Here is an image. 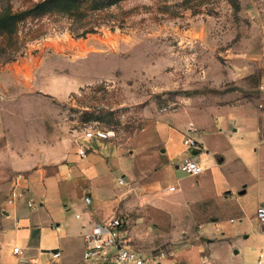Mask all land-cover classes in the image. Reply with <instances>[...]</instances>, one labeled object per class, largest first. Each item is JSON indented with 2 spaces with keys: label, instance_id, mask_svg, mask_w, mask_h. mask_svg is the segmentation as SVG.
<instances>
[{
  "label": "rangeland",
  "instance_id": "obj_1",
  "mask_svg": "<svg viewBox=\"0 0 264 264\" xmlns=\"http://www.w3.org/2000/svg\"><path fill=\"white\" fill-rule=\"evenodd\" d=\"M49 1L0 0V14L30 12L11 34L0 31V71L19 73L22 61L51 48L71 62L54 64L56 73L73 80L71 92L0 97V209L13 179L27 176L19 168L24 162L52 155L44 167L57 168L62 155L71 156L72 189L67 186L70 193L56 204L64 221L58 228L40 225L47 248L42 254L31 248L30 255L38 264H113L82 260L84 229L76 215L86 212L94 223L120 217L124 245L148 258L162 251L165 264H201L203 257L244 264L237 252L252 244L247 237L254 224L261 230L254 207L264 190V151H254L264 114V0H126L95 12L66 11L55 3L32 12ZM0 80L10 79L0 74ZM191 123L195 134L187 132ZM98 129L114 131L116 138L84 139ZM187 136L223 151L231 186L225 191L239 194L248 185L239 198L251 218H240L245 204L223 194L210 171L213 157L202 147L188 149ZM8 140L13 147L5 146ZM80 147L87 150L83 159ZM243 150L255 159L250 162ZM187 157H200L210 179L204 184L208 199L198 177L176 168ZM75 176L83 179L76 186ZM32 199L39 204V197ZM57 249L59 260L53 258ZM5 258L1 264H22L19 257Z\"/></svg>",
  "mask_w": 264,
  "mask_h": 264
},
{
  "label": "crops",
  "instance_id": "obj_2",
  "mask_svg": "<svg viewBox=\"0 0 264 264\" xmlns=\"http://www.w3.org/2000/svg\"><path fill=\"white\" fill-rule=\"evenodd\" d=\"M61 54L62 53L57 48H51L50 50L47 49L44 50L42 56L39 55V57L37 58L30 57L22 61V71L19 73L13 70L0 71V74H7V77L10 79L0 80V97L4 99L10 97L18 99L19 97L23 96L24 98H26L32 92H39L42 94L56 96L61 94V92L63 91H73V80L70 79L69 76L56 73L55 70V62H63L67 65L68 63H71L70 61L66 62L61 56ZM30 73L33 74L32 80H29L28 78ZM262 89L264 91V84ZM258 123V143L256 144L258 146V149H255L254 154H257L260 149L264 151V114L262 116H259ZM191 125L194 126L192 123L189 126ZM237 132H239V129L238 131L234 130L233 134ZM199 141L202 144L200 145V148L202 147L204 150H207L208 156H210V158L211 156L213 157L211 158L212 161L214 159V161L210 165V171H214L216 173L215 176L218 177L219 183L222 184V187L224 186L223 192L225 190H229L231 188L230 183L223 174V167L226 163L225 154L222 150L218 148L210 150L204 138L201 137ZM12 143L13 142L8 140L5 142V146L13 147ZM25 143L27 144L26 147H31L35 149L42 147L39 144L32 145L31 142ZM205 144L207 145V148ZM199 152L200 151H195L194 153H197L198 155ZM243 154H245V156L249 158L250 162L255 159V156H251L250 154H248V156L245 150H243ZM70 157L71 156H69L68 153L62 155V163L58 164L57 168L44 167V165H49L48 163L51 161V159L52 161L50 163H53L54 160L52 155H50L49 158H46L49 160V162L46 159L41 160V158L37 157L31 158L28 161L24 162V164L20 165L19 168L29 172L27 176L19 173L13 179L7 199L5 202H3V207H1L0 209V264L4 259H6L5 257L7 255L12 257H19V261L22 264L39 263L36 259L32 257V255H30L29 249H37L38 254H42V250L47 247H45L46 244L43 240V231L40 230V225L51 223L52 226L56 225V228H58L64 221L63 217H60L63 214L61 210L56 207V204L61 202V197L64 193H70V191L65 190L67 186L68 188L72 189V185H70L71 182L69 181V177L72 176L71 168L68 165ZM188 158L190 157H187L186 159ZM199 158L200 157H196L193 159L200 163ZM244 160L245 159L239 158V161L243 163V165L246 167L247 163L246 160L245 162ZM176 168L178 169V166ZM205 173L206 171L203 170L200 175L194 176L200 179V183L202 184V190H204V193L207 191L206 186H204V184H206L207 181L210 180L208 178H205ZM19 175H23L24 179L18 182L17 178ZM82 180L83 179L77 176L73 177L72 179L75 186L78 182H81ZM214 180H212V182ZM17 182L19 187H15V184ZM32 186L34 188L33 193L31 192ZM247 186L248 185H244L243 191H241L239 194H234L232 193V191H225L223 194H228V198H235L238 202H243V200H240L239 197H241V199H244L242 196L248 194L247 190H249V188L246 191L244 190L245 188H247ZM83 187L84 186H82L81 188ZM173 191H175V189ZM19 193H23L24 196L22 198H19ZM206 193L207 194L205 195V198L208 199V192ZM32 195H35L40 198L39 204L33 201ZM88 196L90 195L87 194L85 196V199ZM11 199H14V202L12 204L9 203ZM255 200L258 201V203L256 202V205L254 207L256 208V210L260 206H264V190L260 192L258 199L255 198ZM243 203L246 206L247 201H244ZM90 204H92V199ZM90 204L86 203V205ZM245 206L239 207L241 214L240 218H245L246 216H249V218H251V216L247 214L248 209H246L247 206ZM29 211L35 212L34 214H31ZM78 215H80V218L77 217ZM76 218L82 220L81 229L83 228V226H88L89 222L94 220L92 214L86 212L82 214H77ZM217 220L218 219L213 218V222H216ZM250 220L252 221V219ZM231 222H234V220L232 219ZM257 224L259 225V223ZM256 226L257 225L254 224V230L247 237V242L252 241V244H250L247 248L240 250L239 253L237 252V254H243L242 261L244 262V264H251V257H254L255 262H257L258 264H264V232H262V230H256ZM200 228H203V225H201ZM82 232L84 231L80 232V237L82 239L84 253V240ZM15 247H20L23 250V255H15ZM55 251L60 252L61 254V251H59L58 249ZM60 258H57L56 260H59ZM82 260L84 261L83 255ZM91 264L96 263L92 262Z\"/></svg>",
  "mask_w": 264,
  "mask_h": 264
},
{
  "label": "built area",
  "instance_id": "obj_3",
  "mask_svg": "<svg viewBox=\"0 0 264 264\" xmlns=\"http://www.w3.org/2000/svg\"><path fill=\"white\" fill-rule=\"evenodd\" d=\"M189 134H195L197 132L194 126L187 128ZM99 139L101 141H112L116 138L114 131L105 130H91L84 135L85 140ZM184 144L188 149L198 150L200 144L193 137H185ZM78 155L82 158L87 156V150L79 148ZM178 169L187 173L190 176H198L203 172V168L192 157L184 160L178 165ZM24 176L19 175L17 180H23ZM18 182L15 187L18 186ZM120 185H125L123 178H119ZM171 191L174 188L170 189ZM23 193H19L18 197L22 198ZM86 203H91V197H86ZM14 202V199L9 201L10 204ZM80 218V215L77 216ZM257 220L261 227L264 226V206H260L257 209ZM83 240H84V253L83 259L86 262L99 261V262H112L113 264H165L167 255L164 252H159L152 257H145L139 253L131 251L124 245L122 238L124 231V222L120 217H112L104 222L94 223L91 227L83 226ZM114 252V253H113ZM14 254L17 256L23 255V250L20 247L14 248ZM60 252L53 253V258H60ZM201 264H213L208 257L202 259Z\"/></svg>",
  "mask_w": 264,
  "mask_h": 264
},
{
  "label": "trees",
  "instance_id": "obj_4",
  "mask_svg": "<svg viewBox=\"0 0 264 264\" xmlns=\"http://www.w3.org/2000/svg\"><path fill=\"white\" fill-rule=\"evenodd\" d=\"M104 1V0H103ZM108 2L104 4L101 0H82V2H78L75 0H54L45 2L42 5H38L35 9H33L32 12L37 13H43L45 10H47V7H50L51 5L58 3L63 10L75 12L77 10H82L85 8L87 11L95 12L96 10H103L104 8L111 7L116 1L122 2L126 0H107ZM30 12H24L20 14H12L8 10H4L0 14V31L7 32L11 34L14 30V26L20 22L23 18L29 16ZM93 19H89L86 21V24L92 23ZM92 31V28L91 30ZM89 31V32H90ZM89 32L85 31L84 34H88Z\"/></svg>",
  "mask_w": 264,
  "mask_h": 264
},
{
  "label": "water",
  "instance_id": "obj_5",
  "mask_svg": "<svg viewBox=\"0 0 264 264\" xmlns=\"http://www.w3.org/2000/svg\"><path fill=\"white\" fill-rule=\"evenodd\" d=\"M194 155H197V153H194ZM262 232H264V226L261 227ZM54 253H57L56 251Z\"/></svg>",
  "mask_w": 264,
  "mask_h": 264
}]
</instances>
